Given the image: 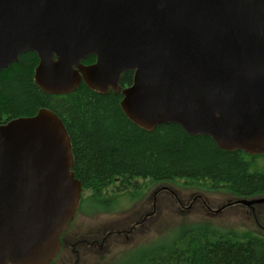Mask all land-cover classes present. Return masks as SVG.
Here are the masks:
<instances>
[{
  "label": "water",
  "instance_id": "95a60500",
  "mask_svg": "<svg viewBox=\"0 0 264 264\" xmlns=\"http://www.w3.org/2000/svg\"><path fill=\"white\" fill-rule=\"evenodd\" d=\"M26 52L44 93L83 82L120 93L122 113L144 131L177 124L222 151L264 155V0H0V72ZM73 165L52 111L0 124V264L58 255L81 202Z\"/></svg>",
  "mask_w": 264,
  "mask_h": 264
},
{
  "label": "trees",
  "instance_id": "16d2710c",
  "mask_svg": "<svg viewBox=\"0 0 264 264\" xmlns=\"http://www.w3.org/2000/svg\"><path fill=\"white\" fill-rule=\"evenodd\" d=\"M37 64L36 55L26 52L0 72V124L40 109L59 117L72 146V170L82 184L78 211L105 203L107 195L112 196L108 208H117L138 180L208 182L239 198L264 194V173L254 171L255 158L262 155L222 151L209 137L191 136L177 124L144 131L124 116L119 94H96L83 83L67 95L44 93L33 81ZM131 80L132 73L125 72L120 84ZM87 191L91 194L82 197ZM124 264H264V237L194 228L136 252Z\"/></svg>",
  "mask_w": 264,
  "mask_h": 264
},
{
  "label": "rangeland",
  "instance_id": "374dc122",
  "mask_svg": "<svg viewBox=\"0 0 264 264\" xmlns=\"http://www.w3.org/2000/svg\"><path fill=\"white\" fill-rule=\"evenodd\" d=\"M254 171L264 173V155ZM91 193L85 192L82 197ZM83 205L65 235V245L52 264H124L136 252L165 244L190 229L255 234L264 237V203L246 206L223 186L208 182L137 181L131 196L108 208Z\"/></svg>",
  "mask_w": 264,
  "mask_h": 264
},
{
  "label": "flooded vegetation",
  "instance_id": "af4514ba",
  "mask_svg": "<svg viewBox=\"0 0 264 264\" xmlns=\"http://www.w3.org/2000/svg\"><path fill=\"white\" fill-rule=\"evenodd\" d=\"M36 55V54H35ZM37 57V56H36ZM93 57V56H92ZM89 58H91V57H89ZM88 59V58H87ZM87 59H85L84 61H82V63H83V65H85V66H87V65H91V64H93V63H95V57H93V61H91V62H89V61H86ZM36 68V67H35ZM34 72V71H33ZM132 73V72H131ZM132 77H133V73H132ZM121 79V78H120ZM131 82H132V80H131ZM83 83V82H82ZM131 85V83L129 84V85H124V86H122L121 84H120V86L122 87V88H124V87H127V86H130ZM109 92H111V91H109ZM113 93V92H112ZM120 96H121V94L120 93H118ZM121 101V100H120ZM120 103V102H119ZM67 233V232H66ZM66 233L62 236V238H61V240H60V242H61V250L59 251V253H58V255L60 254V252L62 251V249L64 248V245H65V235H66ZM58 255L55 257V259L58 257ZM55 259L52 261V263L55 261ZM52 263H50V264H52Z\"/></svg>",
  "mask_w": 264,
  "mask_h": 264
}]
</instances>
